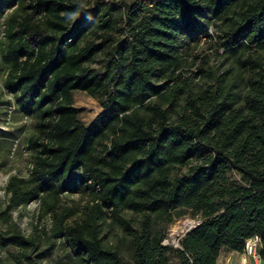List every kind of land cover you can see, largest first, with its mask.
<instances>
[{
	"label": "trees",
	"instance_id": "1",
	"mask_svg": "<svg viewBox=\"0 0 264 264\" xmlns=\"http://www.w3.org/2000/svg\"><path fill=\"white\" fill-rule=\"evenodd\" d=\"M12 5L4 84L37 135L28 176L4 188L0 264H50L60 246L55 264H216L255 235L264 264V0H0V13ZM212 26L228 65L194 53L185 71ZM75 91L100 102L89 125ZM79 189L90 201L69 223L61 198ZM32 201L52 224L25 234L12 211ZM188 213L199 222L163 243Z\"/></svg>",
	"mask_w": 264,
	"mask_h": 264
},
{
	"label": "rangeland",
	"instance_id": "2",
	"mask_svg": "<svg viewBox=\"0 0 264 264\" xmlns=\"http://www.w3.org/2000/svg\"><path fill=\"white\" fill-rule=\"evenodd\" d=\"M68 1L85 6L86 2L90 0ZM14 7L15 5L5 6L3 12L0 13V207L5 205L7 199L4 188L8 178L11 175L28 176L31 169L33 151L29 144V138L37 135L36 119L25 115L19 109L14 93L4 84L7 64L2 58L1 49L5 44V19L14 10ZM212 33L214 34V38H203L201 44L191 52V56L188 57L187 62L183 66L185 71L196 70L198 61H196L195 65L191 64L193 60L192 54L194 53L207 52L210 54L209 60L205 64V68L207 69L218 70L228 65V61L224 57L214 52L215 41L217 42V36L220 35V28L212 26ZM99 65L100 61L97 60L92 66L98 67ZM200 76L201 73L200 75H195L194 80L202 83L205 78L202 79ZM72 105L78 110L79 120L86 125L92 123L101 112L99 100L91 97L84 91L73 92ZM61 199L62 205H67L71 208L66 218V221L71 223L82 214L84 205L90 201V194L79 189L74 192L64 193ZM12 217L25 234L31 233L34 225L39 230H47L52 224L49 214L39 216L37 201H32L24 207L16 208L12 211ZM199 220V216H193L190 213L177 218L168 225L166 238L163 240V243L178 246L180 237L198 223ZM102 233L109 242L117 243L121 231L115 225H105ZM0 253L3 256L5 255L4 251ZM123 256L126 257V254L123 253ZM45 259L50 264H55L59 260L61 262L65 261L64 246L54 247ZM171 264H176V260L173 257H171ZM216 264H260V260H254L249 255L244 256L243 252L223 250Z\"/></svg>",
	"mask_w": 264,
	"mask_h": 264
},
{
	"label": "built area",
	"instance_id": "3",
	"mask_svg": "<svg viewBox=\"0 0 264 264\" xmlns=\"http://www.w3.org/2000/svg\"><path fill=\"white\" fill-rule=\"evenodd\" d=\"M260 238L259 236H253L251 238H248L245 241L244 248H243V254L244 256L249 255L253 257L254 260L259 259L258 254V245H259Z\"/></svg>",
	"mask_w": 264,
	"mask_h": 264
},
{
	"label": "bare ground",
	"instance_id": "4",
	"mask_svg": "<svg viewBox=\"0 0 264 264\" xmlns=\"http://www.w3.org/2000/svg\"><path fill=\"white\" fill-rule=\"evenodd\" d=\"M188 225V224H187ZM175 238V237H174Z\"/></svg>",
	"mask_w": 264,
	"mask_h": 264
},
{
	"label": "crops",
	"instance_id": "5",
	"mask_svg": "<svg viewBox=\"0 0 264 264\" xmlns=\"http://www.w3.org/2000/svg\"><path fill=\"white\" fill-rule=\"evenodd\" d=\"M232 252H234V251H232Z\"/></svg>",
	"mask_w": 264,
	"mask_h": 264
},
{
	"label": "water",
	"instance_id": "6",
	"mask_svg": "<svg viewBox=\"0 0 264 264\" xmlns=\"http://www.w3.org/2000/svg\"><path fill=\"white\" fill-rule=\"evenodd\" d=\"M188 230H189V229H188ZM188 230H187V231H188Z\"/></svg>",
	"mask_w": 264,
	"mask_h": 264
}]
</instances>
